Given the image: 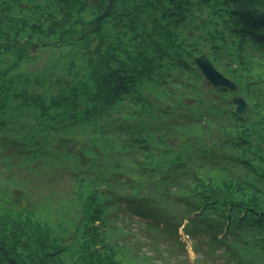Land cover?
I'll return each mask as SVG.
<instances>
[{
	"label": "trees",
	"instance_id": "trees-1",
	"mask_svg": "<svg viewBox=\"0 0 264 264\" xmlns=\"http://www.w3.org/2000/svg\"><path fill=\"white\" fill-rule=\"evenodd\" d=\"M181 227L264 264V0H0V264H187Z\"/></svg>",
	"mask_w": 264,
	"mask_h": 264
},
{
	"label": "rangeland",
	"instance_id": "rangeland-1",
	"mask_svg": "<svg viewBox=\"0 0 264 264\" xmlns=\"http://www.w3.org/2000/svg\"><path fill=\"white\" fill-rule=\"evenodd\" d=\"M170 141L176 143L177 139H176V137H174ZM206 141L209 143L208 140H206ZM81 142H85V139H83V141H81ZM70 149H71V147H68L66 150H70ZM38 161H40V160H38ZM85 161H86V159L84 157H82L80 160V163L78 162V165H83ZM25 175H26V177L29 178L31 184L34 185V188H30V190H31L30 194L24 195L23 189L15 187V186L10 187L11 202H12V205L16 208H21L23 206H27V207L31 208L33 205V202L39 201L40 198L42 197V195H44V194L46 195L51 190L52 191L57 190V189L63 188L65 186L64 181L66 179L56 181L53 184L49 183V181H48V180H54L55 178L63 177L62 175H60L59 172H56L53 174H48V173H45L43 175L40 174L41 176L40 175H38V176L34 175L33 176L30 173H27ZM23 177H24V175L22 174L20 176V178H23ZM28 187H29V184H28ZM120 213L123 215L122 212H120ZM127 213L129 214V211H127ZM194 258H195V254L192 251L188 252V257H187L186 263L187 264L191 263V261Z\"/></svg>",
	"mask_w": 264,
	"mask_h": 264
},
{
	"label": "water",
	"instance_id": "water-1",
	"mask_svg": "<svg viewBox=\"0 0 264 264\" xmlns=\"http://www.w3.org/2000/svg\"><path fill=\"white\" fill-rule=\"evenodd\" d=\"M194 62L201 71L207 85H210L213 88L223 86L228 88L230 91L236 90L235 84L216 70L205 54L194 57ZM232 99L236 104L234 109L235 113L240 116L243 115L245 111L248 110L244 100L239 96H234Z\"/></svg>",
	"mask_w": 264,
	"mask_h": 264
}]
</instances>
